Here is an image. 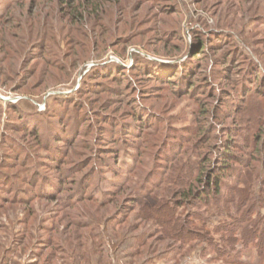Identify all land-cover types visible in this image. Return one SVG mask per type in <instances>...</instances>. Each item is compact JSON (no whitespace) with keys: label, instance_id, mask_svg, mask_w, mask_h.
<instances>
[{"label":"rangeland","instance_id":"rangeland-1","mask_svg":"<svg viewBox=\"0 0 264 264\" xmlns=\"http://www.w3.org/2000/svg\"><path fill=\"white\" fill-rule=\"evenodd\" d=\"M14 1L0 0V15L8 9L0 18V173L15 178L20 189H31L32 168L62 174L65 182L58 185L64 190L57 200L42 196L0 205V264H264L254 247L230 244L229 229L214 232L225 215L213 203L178 210L182 222L192 217L193 236L165 231L152 212L164 185L176 188L148 178L168 162L158 156L168 137L167 143L190 136L202 124L220 134L222 126L238 125L234 108H253L260 100L250 67L264 70V0ZM43 41L48 51L41 50ZM135 61L178 75L171 84L148 70L139 75L131 69ZM135 101L143 114L150 113L146 119L133 116ZM63 107L78 118L70 142L60 136L62 123L52 129L51 119ZM201 107L212 112L204 115ZM19 115L26 122L40 116L38 126L16 133L13 125L23 122ZM244 118L241 135L251 131L252 121ZM120 125L126 140L105 145L109 131ZM155 130L158 145L152 148L147 134ZM53 145L61 148L64 163L48 156ZM88 159L97 170L85 190L88 184L77 182L91 167L80 165ZM75 191L80 201L67 204Z\"/></svg>","mask_w":264,"mask_h":264},{"label":"trees","instance_id":"trees-1","mask_svg":"<svg viewBox=\"0 0 264 264\" xmlns=\"http://www.w3.org/2000/svg\"><path fill=\"white\" fill-rule=\"evenodd\" d=\"M19 1L20 0H16L14 3ZM84 2V4L95 3L99 2V0H84ZM7 11L8 9L0 15V18L5 14L7 15ZM45 44H47V42L43 41L41 50L48 51L49 46L44 47ZM131 69L141 71L138 72L139 75L143 73V70H148V74L160 75L157 79L160 81L163 79L162 81H167L169 84L172 83V78H176L178 75V71H173L171 74L170 71H168L169 74H167V69H163L160 64H155L150 69L146 67V65L139 64L135 61V65H133ZM131 69H129V71H131ZM250 70H256L252 73V77H256L255 91L259 94L260 100L253 106V108L243 107L239 108V110L234 108V122L238 125L236 127L222 126V131L218 134L215 126H213V131H207L205 127L206 125L202 124L197 125L194 129H191L192 132L190 134L192 136L190 135L186 137V135H184L185 137H183L181 135H176L171 137L172 141L167 143L169 139L168 137L166 141L160 143L161 151L158 152V156H161L160 154L162 153V156H164L165 160L168 162L160 163V167H158V174L156 175L155 172L152 171L148 178L151 181H159L161 186L163 181L166 180L169 183H174L176 188L169 189L164 185V188L161 190L166 193L161 197V201H158L159 204L155 206L156 210L152 212L156 216L157 221H160V226H162L165 231H169L175 236L181 238L193 236L192 232H194V230L188 227L189 224L193 222L191 219L192 217L186 219L185 222H182L180 216L178 215V210L181 207H185V205L197 206L199 204L206 205L213 203L215 204V207L222 212V215H225L222 216L224 218L221 219V224L213 229L214 232H218V230L221 229H229V232L232 231L231 233H233V237L231 236V239L228 240L230 244L240 241L241 245L245 247H254L260 256H264V197L262 196L264 192V93H259V89L264 88V70H260L255 64L250 67ZM111 71L113 72L112 69ZM162 75H166V77ZM110 77H112V75H110ZM183 84L184 83H182V85ZM172 87L174 86L170 85V88ZM251 92L252 90L245 91V97ZM197 103V106H201L202 104L200 102ZM134 104L138 107L135 108L136 111L133 112V116L135 118H142V120L146 119L150 113L143 114L141 107L138 105V101H135ZM61 105L63 106V103ZM12 110L13 112H19L16 108ZM59 110V116L51 119L53 121L52 129L55 130L60 126L59 123H62L63 130L61 131L60 136L64 139V142H70L72 135L76 133L75 125L77 124L78 118L69 114V111L64 109V107ZM200 111L204 113V115L212 112L209 109H202V107ZM246 116V120L252 121V125L250 127L251 131L246 135H241L238 126L241 124V120H243L242 123L244 122V117ZM19 117L22 118L21 120L23 122L13 125L15 130L17 129L15 131L16 133L22 132L24 128L26 129L29 125H32L31 127H36V125L39 124V120L37 121L36 118L40 116H33L27 120V122L21 115H19ZM142 123L143 125H139V128L141 129L146 126L143 121L141 124ZM117 124L119 125V123ZM38 130H42V128L38 127L36 133ZM121 132H124L123 138L121 137L123 135ZM159 132L160 130H155L153 133L147 134L146 144L150 145L152 148H156L158 145L157 140L159 138ZM109 133V139H105L109 141H106L104 143L105 145H116L117 143L120 145L119 140L122 139L125 141V137H127L128 134L126 127L123 129V126L121 125L118 131H113V133L109 131ZM116 133L117 135L115 136ZM168 136H173V133H168ZM34 137L36 146H41V138L36 134ZM190 137L192 139H190ZM177 138L181 141H175ZM211 139H213V144L207 145L208 140ZM54 147V151L52 148L49 150L48 156L56 159V161H61L62 157H59L58 155L61 153L59 150L61 148L56 146ZM114 147L115 146L110 148L105 147V149H108V152H110L109 150H114ZM64 155L66 156L65 153ZM113 155L115 156V151L112 156ZM212 157H214L216 164L214 166L212 164L214 169H211L210 166L211 163H213ZM61 162L64 163L63 160ZM228 163H232L234 165L230 168L228 167ZM36 164L37 163H34L35 167ZM9 165L11 166L10 163ZM9 165L7 166L6 164H1V168L8 169L10 168ZM80 165H85V167L91 165L89 171H86V173L80 177L82 180H75V183L78 181L77 185L82 184L83 188L85 186L84 184H88L87 187L84 188L87 190L94 184L93 176L96 173L97 164L95 163L92 165V159H88L86 162H80ZM161 166H163V168L167 167V171L165 173L163 172L162 175L160 174V172L163 171ZM182 170L185 172L184 175L181 174ZM32 173L33 174L29 179L30 190L20 189L14 181L15 178L11 180L0 173V187L4 190V194L0 195V205L8 202H24L27 204V202H32L35 198L42 196L46 198H56L57 200V197L61 196L62 190L64 189L58 185L65 182V179L63 178L64 175L61 174L59 176H53L49 173L44 174L36 168H32ZM231 175H233L232 179L229 178ZM224 177L229 178L228 180L230 181L224 182ZM19 182L26 183L27 181L20 178ZM222 184L225 188L224 193L220 192ZM89 195V200L96 203V197L92 194H88L87 196ZM67 196L71 199L67 202V204L73 205L80 201L78 191H75L72 195ZM105 199L108 200V197H105ZM155 201L157 200L155 199ZM67 204L64 203V205ZM101 204L105 205L107 203L104 200ZM232 210H234V214L231 212ZM235 210H237L238 213H236ZM161 221H163V223ZM203 236L205 235L203 234ZM223 252L225 251L223 250Z\"/></svg>","mask_w":264,"mask_h":264}]
</instances>
